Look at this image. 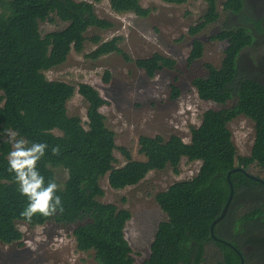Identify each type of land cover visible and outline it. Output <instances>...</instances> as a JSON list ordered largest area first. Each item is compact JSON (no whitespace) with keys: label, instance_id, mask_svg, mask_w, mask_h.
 <instances>
[{"label":"trees","instance_id":"1","mask_svg":"<svg viewBox=\"0 0 264 264\" xmlns=\"http://www.w3.org/2000/svg\"><path fill=\"white\" fill-rule=\"evenodd\" d=\"M100 1L0 0V81L5 82L6 86L9 84L18 94L10 100L7 108L0 109V121H4L6 116L5 122L12 123L20 134L30 138L29 141L49 145L45 157L38 165L46 181L55 179V171L49 166L63 168L68 173L67 180L61 186L62 191L58 193L62 197L64 212L51 217L36 214L31 223L35 224L40 217L41 221L61 226L73 225L78 249L94 250L97 264H132L129 255L132 248L124 236V224L130 217L129 212L121 210L116 213L115 206L95 199L96 195L103 193L97 187V177L111 168L110 151L113 142L108 137L110 143H106L108 130L104 117L97 112L105 100L93 86L81 84L82 92L88 95L92 103L89 108L92 129L85 132L79 127L77 117L71 119L66 116L64 103L72 87L63 85L61 97H53L45 102L39 101L44 97L36 99L38 102L22 99L26 95V84L23 81L43 80L42 75L63 65L72 50L82 53L88 39L86 33L90 28L107 30L115 27L114 22L96 13L95 2ZM141 1L109 0V3L117 13L148 16L151 9L145 8ZM162 1L182 5L189 0ZM206 2L204 15L197 24L189 27L191 36H197L220 18L218 0ZM221 4L229 15H239L245 8L244 0H222ZM57 20L67 25L43 34L41 23H55ZM255 24L264 31L261 20ZM210 39L227 43L221 65L216 67L206 63L209 74L197 77L194 83L203 98L216 97L221 102L234 100L236 110H244L255 118L259 134L254 157L252 161L240 158V162L235 164L230 135L225 129V122L230 119L226 112H208L203 127L194 132L193 145H185L177 136L168 142L161 136L156 140H144L146 150L159 168L168 161L176 165L185 153L192 158L203 159L198 177L174 184L165 196L159 198L167 219L159 223L152 243L156 254L153 256V264H178L179 261L203 264L207 247L211 244L216 245L222 254L218 264H241L237 250L244 255V264H264V260L261 261L264 259V183L248 175L252 174L248 171L251 162H256L264 172V83L256 75L259 62L254 66L244 62L246 49L253 46L256 39L245 24L233 23H226ZM91 40L99 43L95 50L86 55L94 60L116 53L127 62L134 61L149 76L166 68L175 69L176 66V60L158 52L133 60L121 48L123 37L120 35L104 42L99 36ZM203 54L204 43L194 38L188 63H194ZM37 85L45 86L46 90H34L48 97L60 89L51 82H39ZM59 125L75 129L70 142L51 139L46 134L47 129ZM57 145L60 154L52 155L51 148ZM8 167V161L0 156V175L11 181L10 184L0 183V217L7 221L0 225V240L11 242L20 238L13 221L24 219L20 213L27 206L28 200L19 192L15 174L10 173ZM147 167L144 164H127L122 169L114 170L110 180L115 187H122L145 176ZM229 173L234 195L226 215L214 227L215 238L211 234V224L221 215L230 195ZM188 202L189 205L201 206V214L194 217L199 219H184L186 213L180 216V212H187L183 206ZM187 213L192 217L190 210Z\"/></svg>","mask_w":264,"mask_h":264},{"label":"rangeland","instance_id":"2","mask_svg":"<svg viewBox=\"0 0 264 264\" xmlns=\"http://www.w3.org/2000/svg\"><path fill=\"white\" fill-rule=\"evenodd\" d=\"M221 2L222 0H218L220 18L195 37L189 34V27L197 24L206 12V0H189L182 5L162 0H142L141 4L151 9L150 14L143 17L134 13L113 11L109 0L95 2L98 16L111 20L115 27L107 30L90 28L86 33L88 39L82 53L72 50L63 65L42 75L43 80L23 81L26 84V95L22 99L28 102H38L36 99L42 97L44 99L39 100L40 102L61 97L63 85L72 87L71 94L64 103L66 116L71 119L77 117L80 121L79 127L85 132L92 129L89 115L92 103L87 98L88 95L82 92L81 84L93 86L105 100L97 112L104 117L109 135L106 139L110 137L113 142L110 151L111 168L97 177V187L103 193L96 195L95 199L115 206L116 213L121 210L129 212L130 217L124 224V236L132 248L129 253L132 264H153V256L156 254L152 243L159 223L167 219V213L161 208L159 198L165 196L174 184L194 180L203 165V159L192 158L185 153L176 165L168 161L159 168L155 166L153 157L145 148V139L156 140L161 136L168 142L173 136H177L185 145L190 146L194 144V132L203 127L208 112H226L230 119L225 122V129L230 135L235 164L240 162V158L252 161L254 157L259 134L255 118L244 110H236L237 104L234 100L221 102L216 97L203 98L194 83L197 77H206L209 74L206 63L216 67L221 65L227 43L212 41L210 37L226 23L245 24L251 29L256 40L253 46L246 49L244 62L253 66L259 62L256 75L264 83V31L255 24L260 20L264 23V0H244L245 8L239 15H229L223 10ZM66 25L60 20L55 23L43 22L41 30L45 34L60 30ZM119 35L123 37L121 48L133 60L158 52L176 60L175 69L166 68L154 76H149L134 61L127 62L116 53L95 60L86 56L99 46V43L91 40L92 37L99 36L104 42ZM194 38L204 43V54L189 64L188 57ZM37 82H51L60 89L48 97L49 95L34 90H46L45 86H39ZM17 96V92L9 84L6 86L5 82L0 81V109L7 108L10 100ZM5 118L0 121V156L7 160L11 144L4 142L7 137L2 134L7 128L16 131L18 129L12 123L5 122ZM45 132L51 139L70 142L75 129H66L59 125ZM20 135L30 139L26 135ZM106 143H110L109 139ZM130 162L148 166L145 176L122 187H115L110 180L111 173L126 167ZM49 167L55 171V180L63 186L68 178L67 171ZM248 171L264 178V172L256 162H251ZM0 183L10 184L11 181L0 175ZM189 204L190 202L183 207L187 212L190 210L192 217L187 212H180V216L186 213L184 219H199L194 217L201 214V206ZM5 222L7 221L0 217V225ZM13 226L20 233V238L11 242L0 240V264H97L94 250L78 249L73 225L61 226L54 222L41 221L39 217L35 224L25 219H15ZM221 259L220 250L211 244L207 247L203 264H218ZM263 260L262 258L261 261ZM178 264L186 263L179 261Z\"/></svg>","mask_w":264,"mask_h":264},{"label":"clouds","instance_id":"3","mask_svg":"<svg viewBox=\"0 0 264 264\" xmlns=\"http://www.w3.org/2000/svg\"><path fill=\"white\" fill-rule=\"evenodd\" d=\"M7 137L5 143L11 144L7 155L8 171L15 174V182L21 195L26 196L27 206L20 213L21 217L30 222L36 214L51 217L64 212L62 191L55 179L46 181L39 171V162L45 157L49 145L31 142L21 136L18 131L7 128L2 134ZM52 155L60 154V147L51 148Z\"/></svg>","mask_w":264,"mask_h":264},{"label":"water","instance_id":"4","mask_svg":"<svg viewBox=\"0 0 264 264\" xmlns=\"http://www.w3.org/2000/svg\"><path fill=\"white\" fill-rule=\"evenodd\" d=\"M239 169H243V168H239ZM248 175H250L251 177H253V178H255V179H257V180H259V181L264 183V179L263 178L254 176V175L249 174V173H248ZM228 180L230 182L231 191H230V195L228 197L227 203H226L221 215L218 218H216L211 224V234L215 238H216V236H215V232H214V227H215L216 223H218L226 215V213H227V211L229 209L230 203L232 201L233 195H234V186H233V183H232L231 178H230V173L228 174ZM233 248L235 250H237L235 246H233ZM237 251H238V253H239L240 257H241V264H244V262H245L244 255L239 250H237Z\"/></svg>","mask_w":264,"mask_h":264}]
</instances>
